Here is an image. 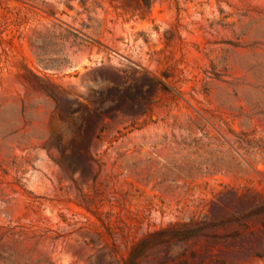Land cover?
<instances>
[{"label": "rangeland", "instance_id": "obj_1", "mask_svg": "<svg viewBox=\"0 0 264 264\" xmlns=\"http://www.w3.org/2000/svg\"><path fill=\"white\" fill-rule=\"evenodd\" d=\"M0 264H264V0H0Z\"/></svg>", "mask_w": 264, "mask_h": 264}]
</instances>
